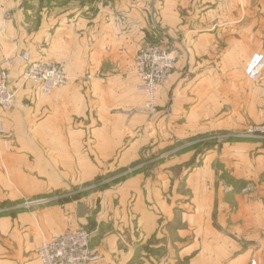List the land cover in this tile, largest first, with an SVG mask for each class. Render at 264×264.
<instances>
[{
	"label": "crops",
	"instance_id": "1",
	"mask_svg": "<svg viewBox=\"0 0 264 264\" xmlns=\"http://www.w3.org/2000/svg\"><path fill=\"white\" fill-rule=\"evenodd\" d=\"M251 2L0 0V64L16 92L0 137V264H41L38 246L77 227L94 264H264V142L204 148L183 167L199 150L183 143L263 119L264 68L246 73L264 54L262 24L242 22L262 14ZM152 10L178 53L154 115L134 72L160 38ZM24 53L64 64L68 84L43 95L23 83ZM217 160L240 182L235 204Z\"/></svg>",
	"mask_w": 264,
	"mask_h": 264
},
{
	"label": "built area",
	"instance_id": "2",
	"mask_svg": "<svg viewBox=\"0 0 264 264\" xmlns=\"http://www.w3.org/2000/svg\"><path fill=\"white\" fill-rule=\"evenodd\" d=\"M27 62L21 75L23 83L33 82L40 93L50 95L55 89L68 84L69 77L64 64L52 60H31L27 53L22 55ZM178 59L175 47L166 40L158 39L141 47L135 57L134 72L139 78L138 90L145 95L143 111L154 115L158 111V86L167 80ZM264 68V54H255L246 67L253 79L260 76ZM16 104V92L9 86V73L0 64V137L4 133L3 111ZM205 141L225 142L230 139H254L264 142V112L260 122L227 132L212 133ZM200 141V140H199ZM41 264H94L100 260V251L92 244L91 232L84 227L67 228L62 233L44 240L37 248ZM256 264V260H252Z\"/></svg>",
	"mask_w": 264,
	"mask_h": 264
},
{
	"label": "rangeland",
	"instance_id": "3",
	"mask_svg": "<svg viewBox=\"0 0 264 264\" xmlns=\"http://www.w3.org/2000/svg\"><path fill=\"white\" fill-rule=\"evenodd\" d=\"M259 3H263L262 4V14H247L245 16H243V20L242 22H247V24H252L254 25L255 23L257 24H262V45L261 47L259 48V50L262 51V53L264 52V0H252L251 2V5L252 6H260ZM155 9V8H154ZM155 12V10H152ZM152 17V22L154 24V27L156 29V32L158 33L157 34V37H160L159 39H164L166 40L167 42L171 43L172 44V36H171V33L170 31L166 28H163L160 20H159V14H156L155 13H152L151 15ZM249 32V31H248ZM158 39H153L152 41L150 42H157ZM240 129V128H239ZM231 130H237V129H217V130H214L213 132L211 133H207L205 134L206 135H210L212 133H216V132H227V131H231ZM200 138V139H199ZM199 140L200 141H196V142H190V143H183V148H186V147H190L192 145H196L198 146L199 150L197 151L198 153V160L196 159H189V160H186L184 161V165L183 167L185 168H192L194 167L195 165H200V163L202 162V159H203V155H204V148L205 149H215V150H220L226 143H230V142H234V141H237V140H228V141H225V142H216V141H211V140H208V141H205V138H204V134L203 135H200L199 136ZM238 140H241V139H238ZM243 140H246V139H243ZM248 140V139H247ZM157 163V162H156ZM215 172H216V181L218 182H222L224 184V188H223V200L225 202H233V204H235L234 202H238V195H239V187H240V182L238 180L237 177H235L233 174H231V171L229 168H226L224 166V164H222L219 160H217L215 162ZM185 170V169H184ZM126 177V176H124ZM185 182V175H184V179H183V183ZM184 195L186 196H189L190 194L189 193H186V188H185V185H184ZM249 189L251 188V186L248 187ZM190 197V196H189ZM218 196L216 195V198ZM28 202H31V201H28ZM216 202H217V199H216ZM235 210L237 211V207L235 208ZM252 262V260H251Z\"/></svg>",
	"mask_w": 264,
	"mask_h": 264
},
{
	"label": "trees",
	"instance_id": "4",
	"mask_svg": "<svg viewBox=\"0 0 264 264\" xmlns=\"http://www.w3.org/2000/svg\"><path fill=\"white\" fill-rule=\"evenodd\" d=\"M105 178V177H102V179Z\"/></svg>",
	"mask_w": 264,
	"mask_h": 264
}]
</instances>
